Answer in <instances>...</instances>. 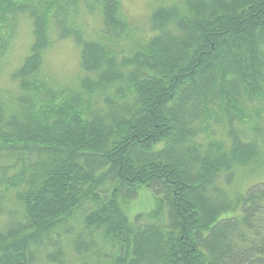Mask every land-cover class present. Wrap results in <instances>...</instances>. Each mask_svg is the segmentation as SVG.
Returning <instances> with one entry per match:
<instances>
[{"label":"trees","instance_id":"trees-1","mask_svg":"<svg viewBox=\"0 0 264 264\" xmlns=\"http://www.w3.org/2000/svg\"><path fill=\"white\" fill-rule=\"evenodd\" d=\"M23 20L33 43L0 80V264H87L91 228L109 264H264V179L239 190L264 173V0H167L143 37L119 0H0V66ZM66 39L76 86L42 73ZM143 189L155 207L131 220Z\"/></svg>","mask_w":264,"mask_h":264},{"label":"rangeland","instance_id":"rangeland-1","mask_svg":"<svg viewBox=\"0 0 264 264\" xmlns=\"http://www.w3.org/2000/svg\"><path fill=\"white\" fill-rule=\"evenodd\" d=\"M122 4V15L129 21L130 28L128 31H132V35L136 37H143L147 35L146 30L150 28L149 18L152 11L159 5L167 2V0H119ZM169 2V0H168ZM80 22L82 28L89 35L101 36L103 35V26L101 21V15L98 12L90 13L87 9L86 3L82 4V11L80 15ZM33 43V37L31 33V27L29 22L23 20L20 24L17 35L6 55L3 63L1 64L0 80L3 83H7V76L5 72L10 73L12 69L18 66L19 62L25 57L30 50ZM122 43V42H121ZM120 43V44H121ZM42 73L47 78H55V80L61 85L76 86L81 77L84 76L80 68V49L71 39H66L56 43L46 54ZM215 122L212 120L211 123ZM211 134L209 137L201 135L200 140L202 142H210L213 139L217 141L222 135V128L220 123H214L212 130L209 131ZM225 134V141L226 140ZM250 138L251 135L248 134ZM253 137H255L253 135ZM262 150L264 147L261 145ZM256 170L251 173L244 181L239 183V190L245 191L246 187L256 183L260 179H264V173H255ZM12 174V172H9ZM155 207V196L148 189L141 190L139 197L130 202L126 207V213L132 220L135 216L140 214H147L152 211ZM74 230L80 231L81 227L78 222H73ZM101 230V231H100ZM91 233H90V232ZM87 236L94 240L95 243L102 249V254L99 259L91 256L87 259V264H109L112 257V250L115 246L112 242L107 241L104 238L103 230L87 229ZM70 251H67V256L70 255ZM42 262L39 264H45L42 257ZM76 260V259H75ZM99 260V261H98Z\"/></svg>","mask_w":264,"mask_h":264}]
</instances>
